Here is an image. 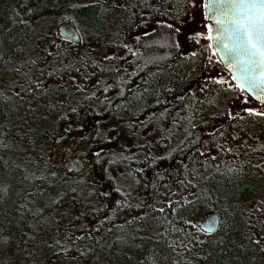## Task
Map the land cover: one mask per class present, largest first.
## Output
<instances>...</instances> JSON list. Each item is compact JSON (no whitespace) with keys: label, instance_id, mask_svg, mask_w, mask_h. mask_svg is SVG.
Returning a JSON list of instances; mask_svg holds the SVG:
<instances>
[{"label":"trees","instance_id":"16d2710c","mask_svg":"<svg viewBox=\"0 0 264 264\" xmlns=\"http://www.w3.org/2000/svg\"><path fill=\"white\" fill-rule=\"evenodd\" d=\"M66 2L67 0H0V137L8 139L15 126L22 129L16 135L18 153L13 156L0 154V241L14 244L29 238L35 230L36 223L46 216V211L37 207V202L56 189V185L50 182L54 177V174L51 176L48 171L51 169L50 159H44L46 153L41 154L44 152L42 147L52 145L51 137L55 136L53 133L55 129L47 131L35 127L29 119L28 122L24 120L26 117L17 116L19 110L8 107L9 98H19L11 92L13 88L27 87V91L23 88L25 99L20 101L30 104L32 101H39L48 92L60 98L63 92L59 91L67 86L71 91L77 88L76 81L82 80L87 82L89 89L85 93L82 90H78L77 93L85 94L92 99H101L98 102L103 106L108 105L113 115L120 119L131 121L140 111L146 113L156 109L159 111L170 109L176 113L174 117L181 118L182 122H189L191 128L204 121V110L209 109L205 105L206 101L214 93L211 92L213 86H205L202 80L207 61L205 49H200L189 59L181 58L178 49L171 46L169 30L157 23L171 22L177 14L183 19L185 0H130L124 12H121L122 8L118 7V2L114 3L113 0L108 1L110 8L101 0H94L91 5L77 9L69 8ZM18 4L31 6L35 15L45 14L54 9H58L57 11L62 9L65 14V10H68L73 24L85 34L86 40L93 39L96 42L95 46L101 44L102 47L119 48L124 41L122 36L124 30L133 28L132 26L136 30H153L155 34L148 36V39L139 45L142 55L137 60V65L135 66L134 62L126 71L117 66H105L106 61L99 50L96 49L97 55L92 57L89 54V47L85 50L57 49L54 52H48L46 48L43 55L41 53L28 55L24 50L27 26L14 9ZM111 12L113 15H110ZM123 14H126V19L123 18ZM108 16H111L109 22L106 21ZM145 21L147 23H142ZM38 49L42 50L39 47ZM33 61L54 66L52 69L29 70L26 64ZM77 67L81 68V72L75 71ZM2 74L14 75L17 79L2 78ZM125 77L129 80L127 85L123 84ZM134 78L138 80V86L125 92V87H133ZM195 84L197 86L191 93L182 96V92L188 86L193 87ZM29 87L33 91H28ZM109 96L110 98H107ZM213 118L210 117L205 126H210ZM238 126L239 121L231 132L230 123H225L209 136L217 137V142H224L228 136L229 138L235 136ZM238 136L241 137V133H238ZM35 146L41 148L39 152H35L33 149ZM226 149L223 144V151ZM143 163L145 161H142ZM225 167L231 171H224L225 174L222 176H213L207 180L202 179L203 174L202 176L200 173L196 174L195 179L191 177L196 187L190 188L178 184L179 180L184 179L183 175L175 173L174 180L169 182L166 180L171 174L169 169H163L158 165L157 171L155 166L148 163L139 177L142 196L145 195L142 204L147 205L142 206L145 211L142 216L148 217V221L134 227L129 225L128 229L113 226L108 230L107 226L112 222L104 220L107 206L103 204L99 209L80 214L74 220L75 227L69 231L67 229L68 236L71 235L68 242L70 250L67 252L77 251L84 241L95 245L99 243L96 238H89L82 233H92L95 230L102 233V241H105L106 236L111 233L127 231L128 235L122 233L123 236L119 235L110 243L114 257L119 263L136 259L137 264H243L245 249L242 243L247 242L249 246L256 247L257 243L254 241L257 239L254 232L259 235L264 232V223L258 224L261 214L252 211L254 203H258L260 199L243 197L242 192L245 191L247 183L244 180L242 166L237 171L232 170L237 168V165L226 164ZM205 170L206 167L200 168L201 173ZM157 173L163 176L162 180ZM147 183L149 188L145 187ZM153 184L156 185L155 189L152 187ZM148 192L149 195L146 196ZM155 192L157 197L153 198ZM67 198L62 196L59 200L63 203ZM184 198L194 203L184 204ZM101 199L105 201L102 196ZM124 199L125 197L122 207L124 210L129 209L124 206L126 204ZM165 199L179 200L180 204H184L183 209L179 204L176 205L181 215L171 213L166 205H163L164 214L153 211L152 206L161 207V202ZM208 211L216 212L220 218L218 231L206 235L215 236L211 244L201 239L202 233L192 227L198 226L194 220L196 216ZM110 216L118 217L114 212ZM261 218L264 220V217ZM88 219L95 224L92 230L85 229ZM186 220H190L191 225L184 223ZM149 222H156V225L152 226L148 233L141 235V231L148 228ZM75 234H80L83 239L75 240L73 237ZM260 237L264 242V236ZM201 240L204 241L203 244L197 242ZM182 244L188 245L190 251L182 247ZM259 255L264 259V250L259 252ZM59 259L66 261L64 256H59Z\"/></svg>","mask_w":264,"mask_h":264},{"label":"rangeland","instance_id":"374dc122","mask_svg":"<svg viewBox=\"0 0 264 264\" xmlns=\"http://www.w3.org/2000/svg\"><path fill=\"white\" fill-rule=\"evenodd\" d=\"M113 2H118V7L119 4H121L120 1L117 0H113ZM108 5L109 3H107V7ZM125 10V7H123L121 12H124ZM189 11L191 14L184 15L183 17V19L186 20V23L182 24L180 46L183 49L188 47L191 54L198 49H205L207 53V61L204 69V80L216 76V79L214 80L223 78L228 81V85L226 86H221L220 84L215 83V92L207 99L205 104L207 108H209L206 109V111L211 109V112L219 111V113L231 110H233V112H241L245 115L244 124L242 125L245 128V134L254 139L256 143L264 144V117L249 116L248 113L244 111V108L246 107L255 108L257 111H264V105L255 102L247 94H241L238 90L234 89L235 81L232 80L231 75L223 68L222 64L218 62V57H213L212 62H209V57L212 56L211 50L207 49L209 41L206 39H200L199 43H196L191 39L197 31L206 34V29L203 27L206 21H203L200 13L194 10ZM110 15H113V13L111 12ZM110 17L111 16L107 17V22L111 21ZM193 17H195V19H193ZM123 18L126 19V14H123ZM132 27L133 28L130 27L124 30L122 34L124 41L127 36L139 31L136 30L134 26ZM124 41H122V43L120 41V45H123V47L127 44L126 41ZM95 43L96 42L93 39H85L79 49L82 50L83 48L85 50L86 47H89V54L92 57H96L97 49L102 54L104 60L105 56H110L112 54L108 50L109 47H102L101 44L95 46ZM89 44L90 46H88ZM128 48L129 45L127 48L124 47L126 55H128ZM1 77H10L13 80L17 79L14 75L5 76L2 74ZM86 83L87 82L85 81L77 80L76 85L79 86V89L73 88L70 91V87L67 86L64 90L59 91V93L63 92V95L60 98L53 96L51 92H45L47 94L44 95L43 98L39 99V101H32L30 104L24 102L21 103L20 101L25 99L24 89L26 90L27 87H23L24 89L22 86L20 88H13L11 91L15 93L17 90V93L15 94L19 96V98H9L8 107L19 110L17 116L20 118L26 117L24 120H27L28 122L29 119L30 123L35 125V127H41L47 131L55 129L53 130L55 136L51 137L52 145L42 147L44 152H41V154L46 153L44 159H50L51 169L48 171L51 176L54 174V177H52L50 182L56 185V189L37 202V207H41L44 212L46 211V216L36 223L35 230L29 238L14 244L0 241V264H137L136 259L126 263H119L116 261L112 252V247L110 245L112 240L118 238L119 235L120 237L123 236L122 233H127L128 235L127 231L111 233L106 236L105 241H102V233H97L95 230H93L94 232L92 231V233H82V235L89 238H96L99 240V243L95 245L84 241L80 244L77 251L70 253L67 252L70 250L68 249V246L70 245L68 242L69 237L71 236H68L69 233L67 232V229L69 231L71 228L75 227L76 224H74V220L80 214H85L92 208L97 207L99 209L102 206L100 204V193L106 190V187L103 184L105 175L109 176V178L111 177V179H121L122 181H126L125 185L129 184V189H126L132 192L135 191L133 188L134 185L130 183V173L127 172V167H124L125 162L120 159V154L112 155V158L115 159L116 162L112 168H108L111 165H106V157H103L104 152L100 151L101 156L97 158L95 155L97 151H95V153H92L94 155L93 159L95 163L91 164L90 161L83 159L82 161L85 160V162L81 164L82 170L78 172L77 179H67L62 177L69 170V166H71V163L73 162V157L76 158L77 154H79L78 157L81 156L86 158V156H83L80 151L83 152L87 150L83 149V145L80 143L84 142V144H86L88 142H98V140L91 138L90 134L85 133V131H87L85 125L82 127L84 129L82 133L74 132L78 125H74L72 122L68 124L71 131L69 133L63 132L65 124H59L60 121L58 122V120L61 118L59 116H66L67 114L69 116L68 120H71V118L75 117H86V115L82 113L83 111H99L103 112L105 116L107 112H110L108 105L103 106L98 102L101 99H88L89 97L85 94L77 93L78 90H82L85 93L89 89ZM242 95H247V103L241 99ZM73 108L76 109L75 112L72 111ZM68 125L66 124V126ZM105 126H107L109 132H112L113 129L121 128L120 123L113 118H107ZM21 130L15 126V128L12 129V135L9 136L8 139L5 140V138L0 137V154L3 153L4 155L13 156L18 153L16 135H18ZM107 136H110V134L108 133ZM81 137H83L84 140L81 141ZM19 138H21V136H19ZM125 143H123L124 145L122 148L124 147L130 150L133 147V141L131 139H128ZM33 149H35V152H39L38 150L41 148H36L35 146ZM97 159L100 160V163H96ZM118 161H121V164H119ZM79 176L82 178H79ZM249 186L253 189L254 187H257L256 191L260 190L258 191L259 195H264L262 183L258 182L256 184L255 182L250 181ZM62 196H67L68 200L66 199V202L61 203L59 199ZM143 196L145 197V195ZM260 196L257 198H260ZM202 216L203 214L199 216L197 215L194 219L198 226L201 222ZM146 221H148V217H143L141 223L143 224ZM86 224L88 225H86L85 229L92 230L93 221L88 219ZM148 225L149 226L148 228L146 227V230L141 231V235H145L148 233V230H152V226H155L156 222H149ZM138 227L141 228L140 225ZM262 235L264 236V232L260 234V236ZM80 236V234H75L73 237L75 240H79L77 237ZM241 236H243V233H241ZM201 239L206 240L211 244L214 242L215 236L207 237L205 234H202ZM57 240L60 241L59 244L56 243ZM134 242L137 244L139 243V241ZM242 245L245 249L243 264H264V259L259 255V252L264 250V242L261 241L256 247L249 246L247 242H243ZM58 247L61 248L58 249ZM121 249L122 248L120 247V250ZM81 253H83V255H81ZM59 256H64L66 261L60 260Z\"/></svg>","mask_w":264,"mask_h":264},{"label":"flooded vegetation","instance_id":"af4514ba","mask_svg":"<svg viewBox=\"0 0 264 264\" xmlns=\"http://www.w3.org/2000/svg\"><path fill=\"white\" fill-rule=\"evenodd\" d=\"M108 1L110 0H101L103 4H106V6ZM118 1H120V3L125 6V8L126 5L130 2V0ZM70 2L78 3L80 5H91L92 3H94V0H67L66 4L68 5ZM14 9L16 13L21 16L23 22L25 23V26H27V30L25 32L24 50L28 55L39 53L43 55L46 48L48 52H54L57 49H65L67 51L75 50L79 48L85 40V34L82 33L78 29V27L75 26V24H73L68 10H65V14L64 10L62 9L59 11H57L58 9H54L51 12L45 14L35 15L34 9L29 5L18 4L14 7ZM29 9H31V11H29ZM62 25H70L76 30L78 29L80 42L77 43L75 41L63 38L59 33V28ZM179 26L182 28V24ZM145 33L148 34L146 35ZM152 34H155V31L139 30L134 34H130L129 36H127L125 41L129 45V48L127 49L128 55L125 54L123 45H120L119 48H108V50L112 54L110 56H107L108 58L105 59V66H117L123 71L129 70L134 62L136 66L138 63L137 60H139L140 56L142 55V49L139 47V45L147 40L148 36ZM136 37H139V40H137ZM130 45L133 46L132 51L130 49ZM57 46L59 47L57 48ZM38 47L42 50L38 49ZM199 50L200 49H198L197 51ZM178 51L181 58L184 59H189L192 55L188 47H185L183 49L180 46ZM30 59L31 58H29V60ZM26 66L27 68H29V70H45L52 69L54 64L35 61V63H27ZM204 77L205 76L203 73L202 80L205 81L204 85L207 87L213 86L211 88V92H215L216 84L214 82V79H216V76L207 78V81L204 80ZM128 81V78L125 77L123 84L127 85ZM134 81L135 82L133 84V87H125V92L130 91L131 89L138 86V80L134 78ZM196 86L197 84H195L193 87L188 86L182 92V96H185L187 93H191L193 91V88ZM15 93H17V90L15 91ZM107 98H110V96ZM207 111L206 109L204 110V124L202 125L203 122L199 125L195 124L193 128L190 127L189 122L186 121L185 123L182 122L181 118L174 117L176 113H174L173 110L170 109H168V111L166 112L163 110L159 111L157 109L148 111L146 113L140 111L135 114L131 121L120 119L117 116H114L111 111L109 113L107 112L108 115L106 114V116L103 114V112L99 111H83L82 113L86 115V117H75L71 118V120H68L69 116L65 113L66 116H59L61 118H59L58 120V122L60 121L59 124H65L63 132L69 133L71 131V128L68 125L71 122L74 125H78L76 130H74V132L77 133H82L84 130L82 127L85 125V128H87V131H85V133L90 134V137L98 140V142H88L86 144H84V142L80 143L81 145H83V149L87 150L83 152L79 150L83 156H86V158H83L81 156L78 157L79 154H77L76 158L73 157V162L71 163V166H69V169H71V171L68 170L67 173L62 177L67 179H77L76 177H78V172L82 170L81 164L85 162V160L82 161L83 159L90 161L91 164L95 163L93 159L94 155L92 154L93 152L95 153V151L104 152L103 157H106V165H111L108 168H112V166H114V163H109V161L113 160L112 155L114 154L132 157V159L130 160L122 161L125 162L124 167H127L126 170L130 173V183L135 186H133V188L135 189L134 192L126 189H129V184L125 185L126 181H122L121 179H111L107 175L104 176L103 184L106 187V190H104V192H109L110 195L107 197L102 196L105 198L104 202L102 201L100 195V204H104L105 206H107L105 208L106 213L104 215V220L112 222V224L107 226L108 230H111L113 226H117L119 228L126 227L124 229H128L129 225L131 227H134L141 223V219H134V217H136L137 215L142 216L145 213L142 207H135V205L141 204L143 201L142 186L140 185V182L137 183L142 172L136 171V169L146 168L148 163H150L152 157L166 156L167 153L172 149H177V151L174 152L169 159L158 161L156 165H153L156 167V169L159 165L161 168L169 169L171 171L170 176L166 178L167 181L172 182L174 180L175 173L183 175L184 179H191V177L200 173L201 176L202 174L204 175L202 179L205 180L206 178L207 180L209 178H212L213 176H222L223 174H225L224 171H229L225 167L226 164H230L231 166L237 165L238 167L232 170L237 171L239 170V167L242 166L244 168V170L242 171L244 180L247 183L245 191L242 192L243 197L252 199L260 196L258 192L260 190L256 191L257 187H254V189L251 188L249 186V183L250 181L255 182L256 184L259 182L262 183L264 188V179L261 178H264V144L256 143L254 139L248 137L245 134V128L242 126L244 124L243 122L245 119V115L241 112H233V110L226 111L224 113H219V111L211 112V110ZM161 113H163V115H161ZM210 117H214V121L210 122V126H205L208 123L207 121ZM107 118H113L117 120L118 123H120L121 128H116L115 132H109V130H107V126H105ZM238 121L239 126L237 132L235 133V136H231L230 138L228 136L225 141L223 140L224 142H217V137L211 138L209 136V134H214L217 130H219L225 123H230L232 132V128L236 127V122L238 125ZM66 124L68 126H66ZM108 133L110 134V136H107ZM238 133H241V137L238 136ZM128 139H131L133 141V147L130 150L124 147L122 148V146L124 145L123 143H125V141H128ZM80 140L82 141L84 139ZM223 144L225 145V147H227L226 151H223ZM229 149H231V151H228ZM197 150H199V152H203L204 155H199V152ZM145 157H148V159H145ZM213 157H215L214 160ZM142 161H145V163L142 164ZM118 163L121 164V161H118ZM184 165H187V170H185ZM202 167H206V170L203 173L200 172V168ZM79 178L82 177L79 176ZM147 186V188H149L148 183ZM117 187L121 188L124 193H131L130 196H127L124 199V202L132 204L133 207L125 210L123 209V197H121L114 191V189ZM147 195H149V192L146 194V196ZM169 196L170 195H168L167 198H169ZM119 197H121V199ZM155 197H157V192H155L153 195V198ZM261 197H264V195L261 194L260 198ZM116 199L121 200L120 207H117V205L115 204ZM113 212L118 215L117 218H112V216H110ZM106 217L111 218L106 219ZM129 220H131L132 223H127V221ZM263 223L264 220L259 217L258 224ZM94 226L95 224L93 223L92 227ZM250 229L253 230V227H251ZM254 233L256 235V239L260 238L261 242L262 239L260 235L256 231Z\"/></svg>","mask_w":264,"mask_h":264},{"label":"snow or ice","instance_id":"6c2138e0","mask_svg":"<svg viewBox=\"0 0 264 264\" xmlns=\"http://www.w3.org/2000/svg\"><path fill=\"white\" fill-rule=\"evenodd\" d=\"M87 5H80L78 3L70 2L68 7L71 9H77L79 7H86ZM119 7H124L123 4H119ZM189 10H194L200 13L204 23L203 27L206 29V34L204 32L197 31L191 37L196 43H199L200 39H206L209 41L207 49L211 50L212 56L209 57V62H212L213 57H219V63H223L231 74V78L235 81L234 89L238 90L241 94H251L256 100L264 104V0H185V15H190ZM31 11V9H29ZM195 19V17H193ZM142 23H147L142 22ZM163 27L169 30V39L172 41L171 46L177 49L180 48V38H181V27L179 25L186 23V20L182 19L179 14L172 19L171 22L168 21H157ZM78 31V29H77ZM73 33H69L72 35ZM146 35L148 33H145ZM139 40V37H136ZM125 48L128 47L127 44L124 45ZM193 56L196 55L195 52L192 53ZM108 57L105 56V59ZM35 63V61H33ZM77 73L81 72V68H75ZM51 74V73H50ZM75 79V77H72ZM221 86L228 85V81L223 78L214 81ZM39 85H37L38 87ZM79 89V86H77ZM31 87L28 91H31ZM107 90V89H105ZM181 99H183L181 97ZM241 99L247 103V95H242ZM73 112L76 111L75 108L72 109ZM167 111V109H165ZM244 111L248 113L249 116H259L264 117V111H257L255 108H244ZM163 115V113H161ZM194 127V125H193ZM115 132V129H113ZM190 134V133H189ZM83 139V137H81ZM183 143V142H182ZM177 149H172L167 153L166 156L152 157L150 160L151 165H156L158 161H164L169 159ZM199 152V150H197ZM228 151H231L229 149ZM96 157L101 156V152L95 153ZM199 155L203 156V152H199ZM120 159L130 160L131 156L121 155ZM148 159V157H145ZM215 157H213V160ZM115 159L109 161V163H115ZM96 163H100L97 159ZM185 170H187V165H184ZM71 171V169H69ZM78 170V169H77ZM136 171H143V169H136ZM231 171V169L229 170ZM159 176V173H157ZM111 178V177H110ZM162 180L163 176H159ZM196 177L193 176V179ZM139 183V181H137ZM178 184L182 187L195 188L196 185L193 183L192 179H181ZM147 187V185H145ZM152 187L155 189L156 185L153 184ZM167 187V185H163ZM115 193L119 194L121 197L130 196L131 193H124L121 188L117 187L114 189ZM169 191H171L169 189ZM101 196H109V192H101ZM175 195V193H172ZM195 195V193H193ZM198 199V198H197ZM193 201L184 198V204H192ZM115 204L117 207L121 206V200L116 199ZM162 206L156 208L153 205V211H158L161 214L165 213V207L171 213L179 216L181 213L177 211L176 205H180L183 209L184 204H180V201H172L171 199H165L161 202ZM125 207L131 208L132 204L126 203ZM142 206H147L141 204L135 205L137 208ZM252 211L254 213H260L261 217H264V197L260 198L259 203L253 205ZM106 219H110L106 217ZM134 219H143V216L137 215ZM165 219H167L165 217ZM127 223H132L131 220ZM184 223L191 225L190 220L184 221ZM197 232L209 235L215 231L216 219L210 218L206 221L205 226L192 225ZM77 239H83V237H77ZM203 244L204 241H197ZM57 244L60 243L59 240L56 241ZM254 243H260V238L254 241ZM186 250H189L188 245L182 244ZM67 251V250H65ZM83 255V253H81Z\"/></svg>","mask_w":264,"mask_h":264},{"label":"water","instance_id":"95a60500","mask_svg":"<svg viewBox=\"0 0 264 264\" xmlns=\"http://www.w3.org/2000/svg\"><path fill=\"white\" fill-rule=\"evenodd\" d=\"M207 23V21H206ZM59 33L60 35L63 37V38H66V39H69L71 41H75L77 43L80 42V36H79V33L78 31L73 28L72 26L70 25H62L60 28H59ZM69 33H73L72 35H69ZM132 48L133 46L130 45V49L132 51ZM219 58V57H218ZM223 67L225 70H227L229 72V70L227 69V67L222 63ZM230 73V72H229ZM249 95L254 101L262 104L260 101L256 100L254 96H252L251 94H247ZM264 105V104H263ZM215 218L216 219V228H215V231L212 232L211 234H214L215 232H217V230L219 229L220 227V218H219V215L214 212V211H208L206 212L203 216H202V219H201V222L199 224V226H205V223L208 219L210 218Z\"/></svg>","mask_w":264,"mask_h":264}]
</instances>
